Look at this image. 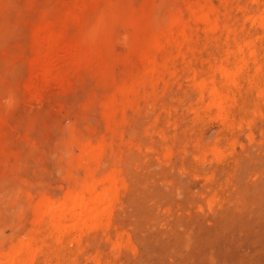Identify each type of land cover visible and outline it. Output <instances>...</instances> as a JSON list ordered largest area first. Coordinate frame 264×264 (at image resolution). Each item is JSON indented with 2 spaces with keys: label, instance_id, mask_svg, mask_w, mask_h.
Segmentation results:
<instances>
[{
  "label": "rangeland",
  "instance_id": "374dc122",
  "mask_svg": "<svg viewBox=\"0 0 264 264\" xmlns=\"http://www.w3.org/2000/svg\"><path fill=\"white\" fill-rule=\"evenodd\" d=\"M0 264H264V0H0Z\"/></svg>",
  "mask_w": 264,
  "mask_h": 264
},
{
  "label": "bare ground",
  "instance_id": "6f19581e",
  "mask_svg": "<svg viewBox=\"0 0 264 264\" xmlns=\"http://www.w3.org/2000/svg\"><path fill=\"white\" fill-rule=\"evenodd\" d=\"M262 18V17H261ZM261 22V21H260ZM46 45H47V47H48V49L50 50H52L53 48H54V44H53V42L52 41H48V42H46ZM47 49V51H49ZM47 53V52H46ZM241 53V52H240ZM47 55H48V53H47ZM243 56V55H242ZM239 66H242V65H239ZM238 66V67H239ZM237 67V68H238ZM44 69V68H43ZM42 69V70H43ZM45 71L49 74L50 73V75H51V69H49V67H48V69L45 67ZM60 70V69H59ZM220 71H221V74H222V76L223 77H225V78H228L232 73L231 72H229V70H225L224 68H220L219 69ZM238 70V69H237ZM44 71V74L46 73ZM234 71V70H233ZM235 71H236V69H235ZM235 73V72H234ZM53 74V73H52ZM230 78V77H229ZM199 85H201L202 87H204L205 85L204 84H199ZM212 88V89H211ZM210 89V96H211V99H210V101H211V104H217V101H216V99H219V98H217V97H219V96H221V92L220 91H218V90H216L215 88H213V87H211ZM209 92V91H208ZM219 101V100H218ZM214 106V105H213ZM217 107V115L218 116H220L222 113H223V109L224 108H222L221 107V105L219 106V105H217L216 106ZM108 178V177H107ZM108 179H110V178H108ZM110 181H111V179H110ZM94 186L93 185H86L85 187H84V189H83V192L81 193V195H79V196H73V197H71V199H70V205H65V204H58V203H56V202H51V203H49V204H47V206H46V209L49 211V212H51V213H55L54 211H57V210H59L64 216H65V214L66 213H70V212H72L73 210L75 211V213H73V214H75V215H78V217L79 216H81L82 214H88V216H89V214H90V216H89V221H96L98 218H100L99 217V215H100V213L103 211V209L101 208H99V206H101L102 205V203L103 202H105V201H109L110 200V197H111V191H110V189H105L104 191H102L101 193H95V194H93L94 192ZM86 194H92V195H90L89 197L86 195ZM105 204V203H104ZM59 211H58V214H60L59 213ZM71 213V214H72ZM56 215H57V213H55ZM70 214V215H71ZM53 215V214H52ZM75 215H74V217H75ZM86 216V215H85ZM57 217V216H56ZM70 217H72V215L70 216ZM60 218V217H59ZM77 218V217H76ZM80 218V217H79ZM85 219V218H84ZM83 219V220H84ZM63 221H65L64 220V217H63V219H62ZM56 221H58V220H56ZM67 221V220H66ZM73 221H75V219L73 220ZM53 222H54V220H53ZM70 222V221H69ZM76 223L78 222V221H75ZM80 222V221H79ZM78 222V223H79ZM61 223V222H60ZM60 223H55L53 226H54V229H58V230H60L61 228H63L62 227V225L60 224ZM71 223H72V221H71ZM73 224H75V223H73ZM66 225H68L67 223H66ZM65 225V226H66ZM64 226V225H63ZM69 226V225H68ZM23 247H28V244H21V246H20V248L22 249ZM19 248V249H20ZM10 260H13V255L12 256H10Z\"/></svg>",
  "mask_w": 264,
  "mask_h": 264
}]
</instances>
